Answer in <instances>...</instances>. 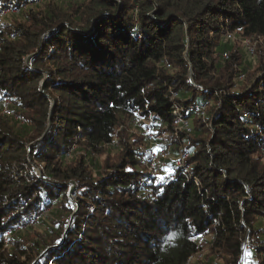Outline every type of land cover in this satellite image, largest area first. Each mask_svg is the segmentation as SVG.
<instances>
[{
  "label": "trees",
  "instance_id": "trees-1",
  "mask_svg": "<svg viewBox=\"0 0 264 264\" xmlns=\"http://www.w3.org/2000/svg\"><path fill=\"white\" fill-rule=\"evenodd\" d=\"M259 218L264 0H0V264H264Z\"/></svg>",
  "mask_w": 264,
  "mask_h": 264
},
{
  "label": "built area",
  "instance_id": "built-area-1",
  "mask_svg": "<svg viewBox=\"0 0 264 264\" xmlns=\"http://www.w3.org/2000/svg\"><path fill=\"white\" fill-rule=\"evenodd\" d=\"M231 37V35H230ZM249 50L251 53H254L253 48L249 47ZM244 76H242L243 78ZM10 101H6V107L3 111L4 114L10 115L11 111L8 108ZM197 114L199 116H205V110L204 109H197ZM134 126L136 128H139L140 130H143L147 136V138L153 142V134L149 128H146L143 124V121L141 119L134 121ZM186 130L190 131L189 122H185L183 126ZM172 156V147L171 145H165L163 148H159L157 143L153 142L152 149L150 152V165H149V171L153 175H158L161 173V168H164L166 166L167 160ZM185 162V155L181 154L178 158L175 159V165L177 166H183ZM40 216H37L36 219H38ZM10 233V232H9ZM250 251H255V247L251 245L248 241H246L245 245L242 248V253L240 256V262L239 264H248L247 262V255H249ZM250 256V255H249ZM251 257V256H250ZM252 262L250 264H254V262H257L256 258H252ZM193 261V258H190L186 264H191Z\"/></svg>",
  "mask_w": 264,
  "mask_h": 264
},
{
  "label": "rangeland",
  "instance_id": "rangeland-1",
  "mask_svg": "<svg viewBox=\"0 0 264 264\" xmlns=\"http://www.w3.org/2000/svg\"><path fill=\"white\" fill-rule=\"evenodd\" d=\"M243 44H245V46H244V50H245V52H246V56H247L248 60H249V61H252V62L256 61V54H255V51H254V53H252V54H251L250 52L248 53L249 47L253 48V50H254V47L252 46V44L250 43V41H249V40H245ZM143 124H144V122H143ZM135 130H136L138 133L141 134V132H139V128H136ZM158 147H159V146H158ZM159 148H160V147H159ZM171 158H175V156L172 155ZM166 163H167V164L170 163V159L167 160ZM38 170H39V168L37 169V171H38ZM70 188H72V189H71V191H69V197L72 198V199H74V191H75V184H74V182L70 184ZM69 190H70V189H69ZM256 224H257V227H259V228L262 230V233H261V234L264 235V218H259V219L257 220ZM246 257H247V262H248V264H250V263L252 262L251 257H250L249 255H247Z\"/></svg>",
  "mask_w": 264,
  "mask_h": 264
},
{
  "label": "water",
  "instance_id": "water-1",
  "mask_svg": "<svg viewBox=\"0 0 264 264\" xmlns=\"http://www.w3.org/2000/svg\"><path fill=\"white\" fill-rule=\"evenodd\" d=\"M30 61V57L27 58V62L29 63ZM190 78L193 79V69H191V73H190ZM38 175L41 174L40 170L37 171ZM72 188H70L69 191H71Z\"/></svg>",
  "mask_w": 264,
  "mask_h": 264
}]
</instances>
